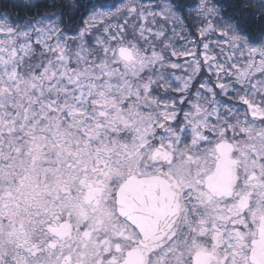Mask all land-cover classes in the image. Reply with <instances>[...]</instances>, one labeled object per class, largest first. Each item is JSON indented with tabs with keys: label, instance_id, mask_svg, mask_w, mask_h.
<instances>
[{
	"label": "snow or ice",
	"instance_id": "obj_1",
	"mask_svg": "<svg viewBox=\"0 0 264 264\" xmlns=\"http://www.w3.org/2000/svg\"><path fill=\"white\" fill-rule=\"evenodd\" d=\"M0 264H264V0H0Z\"/></svg>",
	"mask_w": 264,
	"mask_h": 264
}]
</instances>
